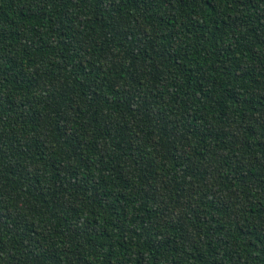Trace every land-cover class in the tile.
Instances as JSON below:
<instances>
[{
	"label": "trees",
	"instance_id": "trees-1",
	"mask_svg": "<svg viewBox=\"0 0 264 264\" xmlns=\"http://www.w3.org/2000/svg\"><path fill=\"white\" fill-rule=\"evenodd\" d=\"M0 264H264V0H0Z\"/></svg>",
	"mask_w": 264,
	"mask_h": 264
}]
</instances>
